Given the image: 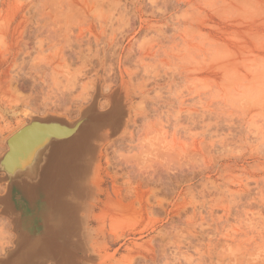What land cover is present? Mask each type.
Here are the masks:
<instances>
[{
  "label": "rangeland",
  "instance_id": "374dc122",
  "mask_svg": "<svg viewBox=\"0 0 264 264\" xmlns=\"http://www.w3.org/2000/svg\"><path fill=\"white\" fill-rule=\"evenodd\" d=\"M110 42L118 44L113 59L110 52L104 54L101 48ZM183 43L186 44L185 49L181 46ZM161 48L163 54L168 55L162 56ZM141 50L144 51L142 54ZM145 50L151 51L153 57L149 53V58ZM138 53L140 56L146 54L144 63L152 65L155 74L161 68L158 70L160 74L162 71L168 74V70H171L172 77L171 71L168 75L158 73L161 78L157 79L161 81L157 82L152 78L155 74L154 69L150 71L151 67L147 72L154 75L149 79L152 83L147 84L151 74L148 77V73L144 74L143 65L134 73V63L140 58ZM159 53L161 57H157ZM126 55H131L135 60ZM185 55H188L190 65L183 59ZM109 60L118 70L113 78L114 83L111 85L109 81L110 84L105 86L103 84L108 76L102 71V66ZM163 60L165 64L171 63L162 64ZM194 60L195 63L192 62ZM130 71L135 74L132 81L142 78L139 81L142 87L139 85L136 88L135 83L139 82L129 87ZM193 82L197 84L192 86ZM123 85H126L125 88ZM145 85H149L148 94L145 93V96H149L143 100L146 103L142 102L148 105L151 102L149 106L155 109L146 105L148 112L146 110V115L142 116V102H138L142 106L141 109L138 107L140 110L135 103L145 97L136 96L135 91L138 90L139 94ZM102 86L111 88H107V91ZM126 89L131 97L128 96L129 101L125 97L128 95ZM130 90H134V94ZM185 91H188L186 95ZM164 102L167 104L165 109ZM188 102L190 104L186 105ZM126 105L136 109L140 116L137 114L139 117H134L132 109ZM93 107L103 120V124L95 126L101 128L111 127L117 122L123 126L128 121L132 127L133 117L141 121L147 116L141 122L145 125L148 118V124L159 134L163 128L160 124L166 125V119H170L169 123H172H167L159 135L161 138L167 137L166 140L162 139L164 147L169 140L170 144L167 142L165 148L170 147L169 153L162 149L163 143L159 144L158 140L157 144L151 142L156 138L153 137L154 131L150 135L151 130L148 129L151 127L146 125V132V127L138 126L142 125L139 121L131 130L135 135L143 130L148 139L146 137L147 142H141L139 138L143 133H139L141 136H134L133 144L138 139L142 146V143H148L151 136L153 139L150 142L161 148L151 145L154 151L147 150L144 158L148 153L162 149V154H167V162L173 163L171 167H175L183 158L186 162L190 161L189 166L190 163L200 166V172L193 182L175 185L166 197L162 195L165 197L163 200L155 205L151 202L154 206L151 210L149 201H146L149 188L147 190V184L143 181L139 183V170L136 171L137 178L136 175L133 177L136 174L134 170L141 168L136 167L144 158L138 157L145 150L142 153L139 144H136L139 145L136 148H141L134 149V144L131 145L134 150L130 148L129 152L132 153H128L126 142L123 144L121 140L122 144L117 143L119 136L116 137L117 141L113 138L114 142L110 145L105 142L94 144L89 159L93 158L97 163L101 156L99 170H95L98 177L89 168V177H83L85 179L82 181L91 182L90 192L84 190L83 194L73 198L78 202L76 204L74 200L72 203L75 207L72 230L75 233L69 235L68 246L60 243L61 249L59 251L57 248L58 253H55L56 257L59 255L65 260L62 264H264V0H0V153L6 150L4 142L7 136L27 125L19 129L21 124L34 118H57L70 124ZM188 111L193 116L197 115L199 120L194 122L191 118L194 123L183 120L184 123L180 122V125L173 122L180 112L188 114ZM149 112L153 115L148 116ZM155 112H159L158 115ZM151 117L155 120L152 121ZM104 120H108L107 124H104ZM157 121H161L160 124ZM190 123L192 126L188 125ZM183 124L181 132L179 126ZM171 126L172 131H169ZM117 147H121L118 149L122 151L118 152ZM147 147L150 149V146ZM100 149V155L96 156ZM114 149H117L115 154L112 152ZM122 152L126 154L121 155ZM152 154L154 157L156 153ZM152 157L149 161L147 156L145 161L148 160L149 164L151 160L154 162L155 158ZM131 158L140 163L135 165ZM162 158V162L166 160L165 156ZM130 163L132 168L128 169ZM147 163L143 162L142 166H148ZM156 166L160 169V164ZM152 167L154 169L155 165ZM1 182L6 184L0 179V197H3L0 198V264H14L17 261L15 257L11 260L12 255L21 251L19 247L25 238L26 245L20 254H29L27 258L33 264H55L48 257L40 261V251L44 248L40 237H26L27 233H23L18 224L14 225L13 210L10 209H16L19 205L26 215H35L31 204L23 194H19L18 204L13 207L10 203L9 211L5 210L4 188L2 192L5 186ZM29 196L32 198V194ZM48 223L51 224L50 220Z\"/></svg>",
  "mask_w": 264,
  "mask_h": 264
},
{
  "label": "bare ground",
  "instance_id": "6f19581e",
  "mask_svg": "<svg viewBox=\"0 0 264 264\" xmlns=\"http://www.w3.org/2000/svg\"><path fill=\"white\" fill-rule=\"evenodd\" d=\"M173 2H174V0H173ZM179 6V5H178ZM161 19H162V17H161ZM159 29V28H158ZM180 31V30H179ZM182 32H183V30H181ZM186 32V31H185ZM161 36V35H160ZM98 41V40H97ZM107 44V43H106ZM103 45L101 48H103V52H104V54H105V52H110L109 54L111 55V57H112V59L114 58V56H115V54H117V49H115V48H117L116 47V44H117V42H116V44L115 43H113V42H110L109 44H107V45ZM98 46H100V42H98V44H97ZM180 45V44H179ZM117 46H118V44H117ZM135 46V45H134ZM133 46V47H134ZM181 46H186V44L184 45V43H183V45H181ZM131 48L132 50H134V48ZM163 47V46H162ZM175 48V47H174ZM173 48V51L175 50ZM188 47H186V49H187ZM138 49V48H137ZM136 49V50H137ZM184 49H185V47H184ZM143 50V49H142ZM141 50V51H142ZM163 49L161 48V51H162ZM116 51V52H115ZM140 51V52H141ZM146 51V50H145ZM186 51V50H185ZM195 50H193V52H194ZM144 51H142L141 52V54L143 53ZM151 52V51H150ZM150 52H147L146 51V54H147V56L150 58L151 56H152V54L150 53ZM157 52V51H156ZM159 52H160V50H159ZM165 52V51H164ZM168 52V51H167ZM170 52H171V49H170ZM183 52V51H182ZM191 52V51H190ZM196 52H197V50H196ZM195 52V53H196ZM130 53V52H129ZM132 53V52H131ZM134 53V52H133ZM151 54V56H150V54ZM158 53V52H157ZM161 53V52H160ZM158 54L157 55V57L159 56V55H161V54ZM173 53H177V52H173ZM172 53V54H173ZM184 53V52H183ZM188 53V52H187ZM107 54V53H106ZM139 54V56H140V53H138ZM146 54L144 53V56L146 57ZM149 54V55H148ZM167 53H164L163 54V51H162V56L163 55H166ZM171 54V55H172ZM177 54H179V53H177ZM182 53H180V55H181ZM168 55V54H167ZM171 55H169V56H171ZM193 55H195V54H193ZM127 56V55H126ZM142 56V55H141ZM140 56V58H142V59H138V60H136L135 61V63L134 64H136L135 65V69H134V73H137L138 71H139V67H141V65H143V68L145 69V73L144 74H147V77L149 76V74H151L147 79V84H148V82L149 83H152L151 81H149V79L151 80V76H152V74L154 73H156V71H155V69L153 68V66L151 65L150 66V64H147V63H144L145 62V57L144 56H142L141 57ZM188 56V55H187ZM187 56L185 55V58H183V59H185V61L187 62L188 61V58H187ZM127 57H129L130 59L131 58H133V60H135L134 59V57H132L131 55H129V56H127ZM144 57V58H143ZM153 57V56H152ZM159 57H161V56H159ZM183 57H184V55H183ZM192 57V56H191ZM190 56H189V58H191ZM167 58H169V57H167ZM171 58V57H170ZM177 58H182V56L181 57H177ZM186 58H187V60H186ZM111 59V58H110ZM137 59V58H136ZM143 59H144V61H143ZM173 59V58H172ZM175 59V58H174ZM115 60V59H114ZM158 60V59H157ZM171 60V59H170ZM178 59H176V61H177ZM180 60V59H179ZM110 61V60H109ZM108 61V62H109ZM120 61H122V60H120ZM175 61V62H176ZM182 61V60H181ZM180 61V63L179 64H181L182 65V62ZM91 62V61H90ZM107 62V63H108ZM111 62V63H110ZM109 62V64L108 65H103L102 66V71L104 72V74H106L107 76H108V79L106 78L105 80L108 82H104V84L103 85H105V86H108L110 83H111V85H112V82L114 83V80H113V78H114V76L115 75H117V70L118 69H116V68H118V67H116L115 66V64L113 63V61L111 60ZM127 62H130V61H127ZM134 62V61H133ZM154 62V61H153ZM159 62V61H158ZM158 62H156L155 64H158ZM178 62V61H177ZM184 62V61H183ZM193 63H195L196 62V60H194V61H192ZM85 63V62H84ZM89 63V62H88ZM120 63V62H119ZM125 63V62H124ZM152 63V62H151ZM171 63V62H170ZM170 63H167L166 62V64H170ZM172 63H174V62H172ZM190 63V60L188 61V65H190L189 64ZM192 63V64H193ZM198 63V62H197ZM196 63V64H197ZM91 64V63H90ZM160 65H161V61H160V63H159ZM162 64H165V62H164V60H163V63ZM165 64V65H166ZM200 64V63H199ZM122 65H123V63H122ZM150 67H149V66ZM174 65V64H173ZM172 65V66H173ZM184 66L183 67H186L185 66V64H183ZM132 66V65H131ZM156 66V65H155ZM154 66V67H155ZM199 66V65H198ZM152 67V69L150 70V71H152L153 69V73H150V72H147L150 68ZM182 67V66H181ZM188 67V66H187ZM200 67V66H199ZM173 68H175L174 66H173ZM198 68V67H197ZM144 69H142L143 70V72H144ZM161 68H159L158 70H160ZM164 69H166V70H168V69H170V67L167 69V68H164ZM163 69V70H164ZM157 70V74L160 72V71H158ZM174 70V69H173ZM199 70V69H198ZM137 71V72H136ZM155 71V72H154ZM169 71H171V70H168V74H170L169 73ZM195 71V70H194ZM82 72V71H81ZM93 72V71H92ZM195 72H197V71H195ZM133 72L131 73V71H130V73H128L129 74V81L131 80V82H129L130 84L129 85H131V86H129V87H134L135 85H134V82H141V79H139V80H134V81H132L135 77H133V79H132V76H135V74H134ZM166 72H164L163 73V71L161 72V74H164V75H166L165 74ZM82 74V73H81ZM94 74V73H93ZM140 74V73H139ZM153 74V75H154ZM157 74H155L154 75V77H152V78H154V80L155 79H157V77H159L160 75H157ZM167 74V75H168ZM173 73H172V71H171V74H170V77H172L171 75H172ZM178 74V73H177ZM84 75V74H83ZM142 75H143V73H142ZM98 76V75H97ZM123 75H121L120 77H122ZM176 76V75H175ZM138 77V76H137ZM169 77V78H170ZM81 78H83V77H81ZM131 78V79H130ZM145 78L146 77H144L143 79L145 80ZM159 78H161V77H159ZM175 78V77H174ZM92 79V78H91ZM123 79V78H122ZM163 79H164V77H163ZM166 79V78H165ZM168 79V78H167ZM177 79V78H176ZM195 79V78H194ZM198 79V78H197ZM86 80H88V79H86ZM85 80V81H86ZM153 80V81H154ZM158 80H160L161 81V79H157V82H158ZM199 80V79H198ZM109 81H110V83H109ZM156 81V80H155ZM172 81V80H171ZM196 81V80H195ZM95 82H96V80H95ZM140 82L139 83H135V84H137V87L136 88H139L141 85H140ZM156 82V84H158ZM196 82H198V81H196ZM78 83V82H77ZM80 83H82V82H80ZM106 83V84H105ZM123 83V82H122ZM154 83V82H153ZM171 83V82H170ZM199 83V82H198ZM108 84V85H107ZM134 86H133V85ZM182 84H183V82H182ZM182 84H181V86H182ZM190 84H191V82H190ZM193 84H197V83H195V82H193L192 83V86H193ZM102 85V84H101ZM140 85V86H139ZM184 85H185V83H184ZM183 85V86H184ZM71 86H73V85H71ZM126 86V85H125ZM125 86L123 85V88H125ZM139 86V87H138ZM147 86H149V85H145L144 86V88L142 89V90H140L139 91V94H137L138 92V90L137 91H135L136 92V96H138V95H141V96H143V97H145L144 99H142L141 101L139 100V101H136V99H135V101H136V103L135 104H137L136 105V107H137V109H139L140 107H142V108H144V109H141L142 111H144L143 113H142V116H145L146 115V110L147 109H149V105L151 104V102H150V104L148 105V104H144L143 102H145V101H143V100H145V99H148V96L149 95H146L145 96V93L146 94H148V87ZM171 86V85H170ZM180 86V87H181ZM199 86H201V85H199ZM198 86V87H199ZM104 86H102V88H103ZM110 87V86H109ZM109 87H104V88H109ZM142 87V86H141ZM166 87V86H165ZM175 87V86H174ZM179 87V88H180ZM111 88V87H110ZM109 88V89H110ZM112 88H113V86H112ZM115 88V87H114ZM113 88V89H114ZM130 88V89H131ZM153 88V87H152ZM172 88V87H171ZM178 88V89H179ZM183 88V87H182ZM105 89V90H106ZM178 89H177V94L179 95V93L180 92H178ZM197 89V88H196ZM104 90V89H103ZM129 90V89H128ZM155 90H157V89H155ZM159 90V89H158ZM160 90H162V89H160ZM182 89H180V91H181ZM185 90H187V89H185ZM107 91H108V89H107ZM126 91H127V89H126ZM125 91V93L126 94H128V95H125V97H127V101H129V92L127 93ZM133 92H131V90H130V92L131 93H133L134 94V90H132ZM96 91L94 90V93H95ZM112 92V91H111ZM159 92H162V91H159ZM169 92V91H168ZM174 93H175V90L173 91ZM182 92V91H181ZM187 92L188 91H185V95L187 94ZM113 93V92H112ZM171 93V92H170ZM173 93V94H174ZM182 93H184V92H182ZM164 94V93H163ZM193 94V93H192ZM192 94H190V95H192ZM131 95V94H130ZM155 95V94H154ZM156 95H157V91H156ZM177 95V97H179ZM184 95V96H185ZM129 96V97H128ZM170 96V95H169ZM174 96H175V94H174ZM184 96H181V98H183ZM188 96H189V94H188ZM187 96V97H188ZM91 97H92V95H91ZM133 97V96H132ZM143 97H141V98H143ZM155 97V96H154ZM164 97H165V95H164ZM194 97V96H193ZM78 98V97H77ZM131 98V97H130ZM135 98V97H134ZM160 98H162L163 99V97H160ZM92 99V98H91ZM121 99V98H120ZM124 99V100H125ZM140 99V98H139ZM156 99V98H155ZM161 99V101H163V100H166V99H163L162 100ZM171 99V98H170ZM172 99H175V97L174 98H172ZM177 99V98H176ZM189 99V98H188ZM199 99V98H198ZM78 100H79V98H78ZM123 100V101H124ZM134 100V99H133ZM150 100V99H149ZM187 100V99H186ZM191 100V99H190ZM201 100V99H200ZM92 101V100H91ZM143 101V102H142ZM146 101H148V100H146ZM167 101H168V99H167ZM177 101V100H176ZM188 101V100H187ZM202 101V100H201ZM105 102H108V101H105ZM104 102V103H105ZM110 102V101H109ZM138 102L139 103H141L142 104V106H141V104L139 105L138 104ZM149 102V101H148ZM178 102V101H177ZM180 102H182V101H180ZM179 102V103H180ZM185 102V101H184ZM191 102H193V101H191ZM111 103V102H110ZM127 103V102H126ZM125 102H124V104H126ZM146 103V102H145ZM158 103V102H157ZM102 104V103H101ZM105 104H107V103H105ZM116 104V103H115ZM128 104V103H127ZM129 104H130V102H129ZM134 104V103H133ZM146 106V105H148L149 107L147 108V106L145 107L144 105ZM161 104V103H160ZM185 104V103H184ZM188 104H190L189 102L186 104V105H188ZM199 104V103H198ZM103 105V104H102ZM101 105V106H102ZM131 105V104H130ZM157 105V104H156ZM164 105H166L165 107H164V109L167 107V104H165V102H164ZM163 105V106H164ZM111 106H113L112 104H111ZM119 106V105H118ZM127 106V108H129L130 106L129 105H126ZM129 106V107H128ZM134 106V105H133ZM155 106V105H154ZM172 106H175V105H172ZM183 106V105H182ZM200 106V105H199ZM135 107V108H136ZM139 107V108H138ZM170 107V106H169ZM185 107V106H184ZM96 108V107H95ZM109 108V107H108ZM147 108V109H146ZM151 109L153 108V107H150ZM161 108V106H159V108L158 109H160ZM175 108V107H174ZM178 108V107H177ZM111 109V108H110ZM129 109H132V106L129 108ZM139 109V110H140ZM155 108H153L152 110H154ZM169 109V108H168ZM173 109V108H172ZM97 110V109H96ZM114 110V109H113ZM117 110V109H116ZM116 110H114V111H116ZM133 110H134V113H133ZM135 110L136 109H132V114H133V116L134 117H139L140 116V114L139 113H137V112H135ZM151 110V111H152ZM157 110V109H156ZM155 110V111H156ZM170 110V109H169ZM174 110H176V109H174ZM182 110V109H181ZM188 110V109H187ZM186 110V111H187ZM195 110H196V108H195ZM89 111V110H88ZM129 112H130V110H128ZM127 111V115H129V112ZM141 111V112H142ZM159 111V110H158ZM165 111V110H164ZM163 110H162V112L163 113H166V112H164ZM180 111V110H179ZM194 111V110H193ZM81 112V111H80ZM130 112V113H131ZM139 112V111H138ZM140 112V113H141ZM147 112H148V110H147ZM160 112V111H159ZM158 112V113H159ZM169 112V111H168ZM172 112V111H171ZM170 112V113H171ZM201 112V111H200ZM122 113V112H121ZM136 113V114H135ZM157 115H158V113L157 112H155ZM162 113V114H163ZM174 113V112H173ZM178 112H176V114H177ZM190 112L188 111V114L185 112L184 114H182L181 112L179 113L180 115L175 119L176 121H173V122H177L178 123V125H180L179 123L180 122H182L183 120L185 121H187V120H190L191 118L193 119V121L195 122V121H198L199 119H198V117L196 118V116L197 115H195V116H193V115H191V114H189ZM199 113V112H198ZM81 114V113H80ZM84 114H85V112H84ZM83 114V115H84ZM111 114V113H110ZM123 114V113H122ZM137 114L139 115V116H137ZM152 114V113H151ZM150 114V112H149V115L148 116H150L151 115ZM167 114V113H166ZM175 114V113H174ZM185 114H187V115H185ZM99 115V114H98ZM113 115V114H112ZM153 115V114H152ZM165 115V114H164ZM169 115V114H168ZM171 115V114H170ZM82 116V115H81ZM130 116H131V114H130ZM172 116H173V114H172ZM176 116V115H175ZM59 117V116H58ZM109 117V116H108ZM133 117V119H131L132 120V123H133V126L136 124V123H138V121H139V119L136 121V118H134ZM147 117V116H146ZM145 117V118H146ZM156 117V116H155ZM160 117H162V115L160 114ZM159 117V118H160ZM194 117V118H193ZM80 118V117H79ZM107 118V117H106ZM111 118V117H110ZM109 118V119H110ZM131 118V117H130ZM144 118V119H145ZM152 118V121H154L153 120V117H151ZM151 118H149V120L151 119ZM165 118H168V117H166L165 116ZM196 118V119H195ZM31 119V118H30ZM78 119V118H77ZM108 119V120H109ZM126 119V121H128L129 120V117H128V119L127 118H125ZM124 119V120H125ZM143 119V118H142ZM144 119L143 120H141V121H143L144 122ZM157 119V118H156ZM163 119V118H162ZM171 119H173L174 120V118L173 117H171ZM191 119V120H192ZM195 119V120H194ZM33 120V119H32ZM31 120V121H32ZM42 121H45L46 119H41ZM107 120V121H108ZM117 120V119H116ZM147 120V122H146V124L144 125V123L143 122H141V121H139V123H142V125L140 124V125H138L139 127L141 126V128H144V127H146V125H147V127L148 128H150L151 126L148 124L149 122H148V118L146 119ZM161 120V119H160ZM167 120V122H166V125H167V123H169V121H170V119L168 120V119H166ZM190 120V121H191ZM31 121H29L28 123H24V124H21V125H19V129L23 126V125H25V124H27V125H29L30 123H31ZM104 121H106V120H104ZM107 121H106V123H104V124H107ZM161 121H163V120H161ZM160 121V122H161ZM193 121H191L192 123H194ZM110 122H111V120H110ZM109 122V123H110ZM123 122H125V121H123ZM157 122H159V121H157ZM160 122H159V124H160ZM130 122L128 121V122H125V124L123 123L122 125L123 126H121V124H119L118 122L117 123H115L114 125H111V127H106V128H101V127H98V126H95V125H90V124H86V125H84L83 126V128L75 135V136H72L71 138H69V139H66V140H61V141H59V140H56V141H54V140H49V138L50 137H52V139H57V138H59L60 136H64L65 135V133H62V134H60L61 132H59L58 130H56L55 132H53L52 130H50L51 129V127H44V128H41L40 126H38V125H36V126H34L33 128H32V130H31V134H29V133H24V135L22 134V133H20V134H18L16 137H14L9 143L13 146V148H16V150H15V152H16V154L14 155V158H12V160H8L7 162L8 163H11L12 162V165H10V164H8L10 167L11 166H14V168H15V170H14V174H15V177L16 178H18L20 181H22V183L20 184V186H22V188H21V190H19V189H16V192L14 191V196H12L13 197V199H10L9 200V202L11 203V205H13V207H14V205H16V203L18 204V200H19V198L17 197V196H19V194H23V196L28 200V203L29 204H31V207H32V210L34 211L33 213L35 214V215H26V213L24 212V210L19 206V205H17V207H16V209H13V218H14V225L15 224H18V226H19V229H21L22 230V232L23 233H27V236L26 237H32L33 235H35V236H38V237H40V241H41V243H42V247H44L43 248V250H41L40 251V261H42L45 257H48V259L50 260V261H53L55 264H62V262L63 261H65V260H63V259H61L62 257H60L59 258V255L56 257V255H55V253L57 252L56 251V249L58 248L59 249V251H60V243L61 244H63V245H65L66 247L68 246V237H69V235H74V231L72 230V229H74L73 228V225L74 224H72L73 222H74V219H73V215H74V213H75V207L72 205V203L74 202V200H75V203L77 202L76 200L77 199H73L75 196H77V194H78V196L80 195V194H83V192H84V190L88 193V190H89V192H90V184H91V182H89V180H85V181H82V179H85V178H83V177H86V178H88L89 177V175H88V171H89V168H92V170H93V173L92 174H94L95 173V170L96 169H98L99 167H100V162H98L99 160H100V158H101V156H100V158H99V160L97 161V163L93 160V158L92 159H89L90 158V153H91V150H92V148L94 147V144H98V142H105V144L106 145H110L111 144V142H112V144H113V142L114 141H117V138H119L120 137V139H118V140H120L119 142H117V143H121V140H122V143L123 142H126V148H125V146H124V148L125 149H128V153H132V152H129V150H134L136 147H139V145H140V143L141 142H147V140H146V137H147V135L146 134H144V131H148V130H151V131H149V133H150V135L153 133L152 132V130H153V128L151 127L150 129H148L147 130V127H146V130L144 129V131L143 130H141V132H139V133H143L145 136V138L143 137V134H142V136L138 133V134H134V131H132L133 130V126L132 127H130V125H132L131 123L129 124ZM170 123H172V122H170ZM169 123V124H170ZM182 123H184V122H182ZM181 123V124H182ZM197 123V122H196ZM199 124H200V122H198ZM69 124V123H68ZM97 124H100V123H97ZM103 124V123H102ZM128 124H129V126H128ZM152 124H153V122H152ZM155 124V123H154ZM153 124V125H154ZM158 124V123H157ZM156 124V126H158ZM162 124V123H161ZM161 124H160V127H167L166 125H165V123H163L164 125L163 126H161ZM26 125V126H27ZM70 125H73V123L71 122L70 123ZM173 125H175V124H173ZM186 125V124H185ZM188 125H191L192 126V124L190 123V124H188ZM186 126L187 128L188 127H190V126ZM194 126L195 125H198V124H193ZM21 126V127H20ZM136 126V125H135ZM144 126V127H143ZM169 126V125H168ZM182 126L184 127V124L183 125H181V126H179V127H181L180 128V130H179V128H177L179 131H181V130H183L182 129ZM25 127V126H24ZM23 127V128H24ZM128 127H129V129H128ZM154 127H155V125H154ZM159 127V130L161 129ZM174 127V126H173ZM177 127V126H176ZM17 128V129H18ZM23 128H21V129H23ZM136 128V127H135ZM158 128V127H157ZM162 128V129H163ZM20 129V130H21ZM132 129V130H131ZM162 129H161V131H162ZM175 129V128H174ZM184 129H186V128H184ZM189 129V128H188ZM19 130V131H20ZM136 130H138L137 128H136ZM135 130V131H136ZM157 130V129H156ZM159 130H158V132H159ZM165 130H166V128H165ZM168 130V129H167ZM167 130H166V133H167ZM178 130H176V131H178ZM19 131H17V132H19ZM143 131V132H142ZM154 131V136L153 137H156V138H154V140L153 141H151V139H153V138H150L149 137V141H148V143H146L147 144V146H150V149L146 146V144L144 143H142V148L140 149V148H136L137 150H142V153H143V150H145L144 151V153L140 156V157H138V158H144V154H145V152H148V151H151L152 149H154V147L153 146H155V148L156 147H158V145H156L157 144V140H158V143L160 144H162L163 146V150H165V152L167 151L168 153H169V148H167V150L165 149L166 147H167V142L169 141V140H167V142H165V147H164V139L166 140L167 139V137H165V138H161V136L159 137V135H160V133H161V131H160V133L158 134L157 133V131H155V130H153ZM169 131H172V126H171V130H169ZM184 131H187V130H184ZM17 132L15 133V134H17ZM145 132V133H146ZM182 132V131H181ZM176 133H178V132H176ZM180 133V132H179ZM178 133V134H179ZM188 132H186V135H188L187 134ZM14 134V133H13ZM9 135V136H7V138H6V140H5V142L4 143H6L7 144V141L12 137V136H14V135ZM170 134V133H169ZM137 135H139V137L141 136L142 138H143V140H142V138H139ZM167 135H168V133H167ZM182 135H185V134H183L182 133ZM117 136H119V137H117ZM134 136H137L138 138H139V140L141 141L140 143H139V141H137L136 140V142H138V143H136V142H134V144L136 145V144H139L138 146L136 145V146H134V144H133V141L135 140L134 139ZM148 136H149V134H148ZM158 136V137H157ZM165 136H166V134H165ZM171 136H174V135H171ZM176 136V135H175ZM178 136V135H177ZM200 136V135H199ZM117 137V138H116ZM168 137H169V135H168ZM113 138L115 139L116 138V140H114L113 141ZM160 138H161V141H160ZM175 138V137H174ZM181 138V140H182V138L183 137H180ZM147 139H148V137H147ZM156 139V140H155ZM163 139V140H162ZM168 139H170V138H168ZM49 140V141H48ZM144 140H146V141H144ZM177 140V139H176ZM180 140V139H179ZM183 140H184V138H183ZM97 141V142H96ZM156 142V144H154V143H151V142ZM163 141V142H162ZM172 141H174V139L172 140ZM95 142V143H94ZM121 143V144H122ZM169 143V142H168ZM102 144H104V143H102ZM102 144H100L99 146L101 147V145ZM116 144V143H115ZM120 144V145H121ZM123 144H125V143H123ZM170 144V143H169ZM171 144H172V142H171ZM116 145H118V144H116ZM134 146L133 148H132V146ZM151 145H153V146H151ZM177 145V144H176ZM176 145H175V147H176ZM7 146V145H6ZM115 146V145H114ZM146 148H144V147ZM161 146V145H160ZM102 147H103V145H102ZM106 147V146H105ZM108 147V146H107ZM113 147V146H112ZM122 147V146H121ZM121 147H117V149L118 148H121ZM95 148V147H94ZM110 149H111V147H109ZM131 148V149H130ZM148 148V149H147ZM158 148H161V147H158ZM116 149V150H117ZM161 149V153L159 152V150H155L156 152H152V153H156L155 154V156H157V158L154 156V157H152V155H154V154H152L151 152V154L150 153H148L147 154V156L149 157V158H147V156H145L147 159H149V161H150V159H151V157H152V159L153 158H155V159H153V161L154 162H152V160H151V162H150V164L151 163H153L152 165H155V168L153 169V167H152V165H151V168L149 167L150 166V164H149V162H148V160H147V162L145 161V159L146 158H144L143 160V162L144 163H147L148 164V166L145 164V166L143 165L142 166V161H140L141 162V166L140 165H138L136 168H138V167H141V168H138V169H132V171L134 172V173H136V174H134L133 175V177L136 175V178H137V172H139L138 174V179L140 180V182L139 183H141V181H143L142 183H146L147 184V190H148V188H149V191H148V196H146L148 199H146V201L148 202L149 201V203H150V209L152 208V207H154V206H152V203L154 204V203H156L157 201H160V200H163V198H165L166 197V195H167V193H169V192H172L173 190H174V186L176 185V186H183V185H185L186 183H189V182H193L192 180L196 177V174H199V168H200V166H198L197 167V165L196 164H194V165H191V163H190V166H189V163L188 162H190V161H184V159L183 158H181V160L179 159V163L175 166V167H171V166H174L173 165V163L172 164H170V162L168 161L167 162V158H166V156H167V152L166 153H164V154H162L163 153V150ZM7 150H9L8 149V147H6V150L5 151H2L3 153H0L1 154V156H0V158L3 156V154H5L6 152H7ZM104 150H105V148H104ZM115 149H114V151H112V152H114V154H115V152H117ZM121 150V149H120ZM148 150V151H147ZM110 151V150H109ZM122 151V150H121ZM121 151H119V149H118V152H121ZM152 151H154V150H152ZM180 151V150H179ZM100 152H101V149H100V151H99V153L98 154H96V156L97 155H100ZM107 151H105V153H106ZM171 152V151H170ZM93 153V152H92ZM104 152H103V154H105ZM111 153V152H110ZM123 153V152H122ZM158 153V154H157ZM175 153V152H174ZM109 154V152H107V155ZM117 154V153H116ZM119 154V153H118ZM124 154H126V153H123V154H121V155H124ZM137 154V153H136ZM159 154H161V155H159ZM166 154V155H165ZM171 154H173V153H171ZM171 154H170V156H171ZM134 155V154H133ZM146 155V154H145ZM149 155H151V156H149ZM174 155V154H173ZM172 155V156H173ZM102 156H104V155H102ZM110 156H111V154H110ZM110 156H109V158H110ZM119 156H120V154H119ZM130 156H132V155H130ZM163 156H165V158H166V163H163V162H165V161H161L163 158ZM171 156V157H172ZM185 156H186V154H185ZM115 157H117V156H115ZM125 157V156H124ZM129 157V156H128ZM127 157V158H128ZM133 157V156H132ZM179 157V155L176 157V159ZM187 157V156H186ZM85 158V159H84ZM98 158V157H97ZM105 158L107 159L108 158V156L106 157L105 156ZM135 158V157H134ZM133 158V159H134ZM137 157L135 158L136 160L138 159ZM162 158V159H161ZM83 159H84V162H83ZM132 159V158H131ZM131 160V161H135V160ZM141 159V160H142ZM111 160V159H110ZM114 160V159H113ZM112 160V161H113ZM158 162V163H156V161ZM186 160V159H185ZM192 160H194V161H197L196 159H192ZM106 161H108V160H106ZM125 161H126V159H125ZM128 161V160H127ZM126 161V162H127ZM172 161H174V162H176V160H172ZM193 161V163H195ZM81 162H83V163H81ZM139 161H135V165H137L138 163H140ZM29 163V164H28ZM108 163H109V161H108ZM154 163H156V164H160V169H157L156 167V164H154ZM161 163H163L162 165H161ZM95 164H97V165H99L98 167H96V165ZM110 164V163H109ZM108 164V165H109ZM132 164H134V162H132ZM170 164V165H169ZM107 165V166H108ZM122 165H125V164H122ZM127 164H126V168H127ZM159 166V165H158ZM192 166H194L195 168L194 169H192ZM109 167V166H108ZM129 167H130V169L132 168V166H131V163H130V166H128V169H129ZM144 167V168H143ZM148 167V168H147ZM188 167H190L189 169H187ZM150 168V169H149ZM198 168V169H197ZM142 169V170H141ZM146 169V170H145ZM152 170V171H149V170ZM198 170V171H194V170ZM99 170V169H98ZM122 170H124V168L122 169ZM137 170H139V171H137ZM188 170H192V171H189L188 172ZM137 171V172H136ZM99 172V171H98ZM195 172V173H194ZM95 175H96V173H95ZM93 176V175H92ZM91 176V177H92ZM97 176V175H96ZM127 176V175H126ZM192 176H194L193 178H191ZM94 177V176H93ZM98 177V176H97ZM1 178H2V176H1ZM95 179H97L96 177H94ZM136 178H135V180H136ZM93 179V178H92ZM24 180L26 181V182H24ZM133 180V179H132ZM37 181V184L35 183ZM92 181H95L94 179L92 180ZM124 181V180H123ZM138 181V180H137ZM145 181V182H144ZM25 184H24V183ZM31 182H33V183H31ZM96 182V181H95ZM1 183H3V182H1ZM35 183V184H34ZM90 183V184H89ZM125 183V182H124ZM127 183H128V181H127ZM95 184V183H94ZM97 184V183H96ZM130 184V183H129ZM177 184H179V185H177ZM2 185H4L5 187H2ZM1 185V187H2V192H3V188H4V192H3V194H6V192H7V183L5 184V183H3ZM192 187H190L189 188V190L191 189ZM29 194H32V198L29 196ZM129 195L131 194L130 192L128 193ZM126 195V194H125ZM162 195H164L163 197H162ZM77 196V197H78ZM99 196V195H98ZM76 197V198H77ZM1 199L3 198L2 196L0 197ZM73 200V201H72ZM2 201V200H1ZM6 201V200H5ZM102 201V200H101ZM152 202V203H151ZM78 203V202H77ZM76 203V204H77ZM2 205H3V203H2ZM11 205H9V206H11ZM148 205V204H147ZM155 205V204H154ZM1 206V205H0ZM84 206V205H83ZM3 207V206H2ZM82 207V206H81ZM79 209V208H78ZM11 210V209H10ZM29 210H31L30 208H29ZM86 210V209H85ZM151 210H153V208L151 209ZM150 210V211H151ZM9 211V210H8ZM12 211V210H11ZM90 211V210H89ZM6 213H7V211H6ZM150 213V212H149ZM81 214V213H80ZM10 216V215H9ZM10 218H12V217H10ZM20 218H22V219H20ZM34 219V220H33ZM50 220V222H51V224H53V226L50 224V223H48V221ZM90 219V218H89ZM105 219V218H104ZM10 221H11V219H10ZM85 221V220H84ZM12 222V221H11ZM16 222V223H15ZM77 222V221H76ZM89 223V222H88ZM12 224V223H11ZM13 225V224H12ZM84 225V224H83ZM17 226V225H16ZM92 227V226H91ZM17 230V229H16ZM79 230V229H78ZM76 231V230H75ZM83 232V231H82ZM85 232V231H84ZM92 233V232H91ZM90 236V235H89ZM19 237V236H18ZM78 237V236H77ZM74 238V237H73ZM72 238V239H73ZM38 239V238H37ZM18 241L21 243V241H20V237H19V239H18ZM83 241H84V239H83ZM88 241H90V240H88ZM88 241H85L84 243L86 244V242H87V244H88ZM77 243V242H76ZM77 244H79V243H77ZM81 244V243H80ZM25 245H26V238H25V240H24V243L22 244V246L21 247H19L20 245H19V243H18V247L21 249V251H22V249H24V247H25ZM93 245V244H92ZM87 246V245H86ZM86 248V247H85ZM47 250V251H46ZM84 250V249H83ZM20 251V252H21ZM84 251H86V250H84ZM88 251V250H87ZM93 251V250H92ZM20 252H18L17 254H15L14 256L12 255V258H11V260H13V257H15V259L16 258H18L17 259V261L14 263V264H33L32 262H31V260H29V258H27V257H29V254H20ZM89 252V251H88ZM58 253V252H57ZM90 253V252H89ZM88 254V253H87ZM98 254V253H97ZM43 255V256H42ZM10 260V261H11ZM12 262V261H11ZM40 263V262H39ZM13 264V263H12Z\"/></svg>",
  "mask_w": 264,
  "mask_h": 264
},
{
  "label": "water",
  "instance_id": "95a60500",
  "mask_svg": "<svg viewBox=\"0 0 264 264\" xmlns=\"http://www.w3.org/2000/svg\"><path fill=\"white\" fill-rule=\"evenodd\" d=\"M102 122H103V120H101L98 117L96 108L93 107L90 109V111H88L82 117L77 119L73 123V125H70L66 121L61 120V119H57V118H49V119H46L45 121H42L41 119H38V118H34L29 125L25 126L23 129H21L19 132H17V134L12 136L7 141V144H6L9 150L5 154H3V156L0 158V176H3L2 178L0 177V179H1V181H5L7 183V192L4 196V200H6V201H4L5 210H8V208H11L9 206L10 205L9 200L13 199L12 196H14V191L16 192V189L21 190V188H22V186H20L22 181H20L18 178L15 177L14 166L10 167L8 165V164L12 165V162L11 163L7 162L8 160H12V158H14V155L17 152V151L15 152L16 148H13V146L9 143L14 137H16L20 133H22L23 135H24V133L31 134L32 128L34 126L38 125L41 128L51 127L50 130H52L53 132L58 130L59 132H61L60 134L65 133L64 136H60L57 139H52V137L49 138V140L61 141V140L69 139L72 136H75L83 128V126L86 124L95 125L97 123H102ZM24 182H26V181L24 180ZM31 183H33V182H31ZM35 183L37 184V181ZM11 210H13V209H11Z\"/></svg>",
  "mask_w": 264,
  "mask_h": 264
}]
</instances>
